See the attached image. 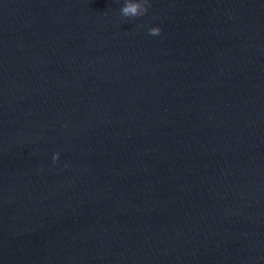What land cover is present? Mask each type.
I'll use <instances>...</instances> for the list:
<instances>
[{
    "label": "water",
    "instance_id": "95a60500",
    "mask_svg": "<svg viewBox=\"0 0 264 264\" xmlns=\"http://www.w3.org/2000/svg\"><path fill=\"white\" fill-rule=\"evenodd\" d=\"M125 2L0 0V264H264V0Z\"/></svg>",
    "mask_w": 264,
    "mask_h": 264
},
{
    "label": "clouds",
    "instance_id": "9594fccd",
    "mask_svg": "<svg viewBox=\"0 0 264 264\" xmlns=\"http://www.w3.org/2000/svg\"><path fill=\"white\" fill-rule=\"evenodd\" d=\"M150 4V0H126V2L121 8V12L122 15L125 17L144 16L148 13ZM147 31L153 36H158L162 32V28L160 25L157 24L148 26ZM60 156L61 153L59 151H56L53 154L52 160L54 164L59 161Z\"/></svg>",
    "mask_w": 264,
    "mask_h": 264
}]
</instances>
